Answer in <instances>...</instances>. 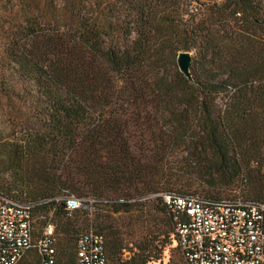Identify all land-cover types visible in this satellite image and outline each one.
Listing matches in <instances>:
<instances>
[{"label": "trees", "instance_id": "1", "mask_svg": "<svg viewBox=\"0 0 264 264\" xmlns=\"http://www.w3.org/2000/svg\"><path fill=\"white\" fill-rule=\"evenodd\" d=\"M42 1L37 14L21 5L24 24L0 42V102L25 96L34 117L17 136L0 138V194L35 205L39 231L58 218V263L74 262L76 238L90 229L72 230L71 216L87 212H69L56 198L89 197L94 209L128 205L147 170L135 145L185 141L198 130L230 184L262 155L264 0H207L209 14L197 22L196 0L198 11L188 16L187 0ZM193 49L201 63L190 66L192 80L168 78L167 65ZM229 86L236 91L217 120L216 96ZM243 196L264 203L260 169Z\"/></svg>", "mask_w": 264, "mask_h": 264}, {"label": "rangeland", "instance_id": "2", "mask_svg": "<svg viewBox=\"0 0 264 264\" xmlns=\"http://www.w3.org/2000/svg\"><path fill=\"white\" fill-rule=\"evenodd\" d=\"M222 0H217L221 2ZM199 12L195 22L205 19L209 14L206 10L207 0H196ZM25 5L28 13L37 14L43 5L42 0H0V42L6 32H14L21 23L24 24L21 5ZM263 37V36H262ZM197 49L188 51L191 54V68H198L200 58ZM180 73L176 64L167 65L165 74L174 79ZM6 82L16 85L21 91L16 78L6 74ZM229 98L226 92L216 96L213 112L218 120L223 114ZM0 138H13L19 134L21 124L34 120L29 108V102L24 96L22 99L2 100L0 102ZM30 120V121H28ZM195 123V121H194ZM194 128V125H193ZM199 131L195 130L186 138L173 139L169 142L157 143L152 141L137 150L136 154L144 153L146 159V174L135 185L140 189L139 196L126 201L128 205L105 202L98 205L92 212L79 213L71 216L72 230H96V224L102 225V233L107 238V255L113 264H179L180 255L174 242V233L171 221L165 210L160 195L166 192L177 194H193L217 199L244 198L243 190L248 179L253 177L258 169L264 172V144L259 157L251 159L248 167L232 184L229 178L220 172L219 160L200 144ZM137 137L140 138L139 133ZM137 140V139H136ZM152 140V139H151ZM37 222V221H36ZM51 225L58 242L63 232L57 229L58 218L53 216ZM40 223H35L36 233ZM168 233V237L166 234ZM76 234L71 232L69 235ZM30 250L19 264H35L36 252Z\"/></svg>", "mask_w": 264, "mask_h": 264}, {"label": "built area", "instance_id": "3", "mask_svg": "<svg viewBox=\"0 0 264 264\" xmlns=\"http://www.w3.org/2000/svg\"><path fill=\"white\" fill-rule=\"evenodd\" d=\"M264 5V1H263ZM187 16L197 13L193 0L185 2ZM236 91L229 86L227 96ZM173 224L179 264H264V203L243 198L210 200L200 195L166 192L160 195ZM69 212H92L94 199L65 195ZM35 205L0 194V264H19L30 250L37 264L58 263L54 228L48 221L34 234ZM103 233L92 229L78 234L72 264H113Z\"/></svg>", "mask_w": 264, "mask_h": 264}, {"label": "water", "instance_id": "4", "mask_svg": "<svg viewBox=\"0 0 264 264\" xmlns=\"http://www.w3.org/2000/svg\"><path fill=\"white\" fill-rule=\"evenodd\" d=\"M191 60L192 57L189 52H179L176 57V64L178 70L189 81L192 80L191 71H190Z\"/></svg>", "mask_w": 264, "mask_h": 264}]
</instances>
